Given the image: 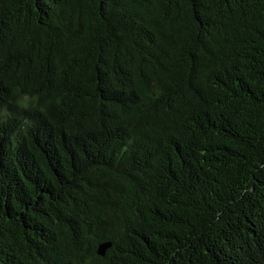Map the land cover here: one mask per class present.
Listing matches in <instances>:
<instances>
[{
	"label": "trees",
	"instance_id": "obj_1",
	"mask_svg": "<svg viewBox=\"0 0 264 264\" xmlns=\"http://www.w3.org/2000/svg\"><path fill=\"white\" fill-rule=\"evenodd\" d=\"M4 109L0 264H264V0H0Z\"/></svg>",
	"mask_w": 264,
	"mask_h": 264
},
{
	"label": "clouds",
	"instance_id": "obj_2",
	"mask_svg": "<svg viewBox=\"0 0 264 264\" xmlns=\"http://www.w3.org/2000/svg\"><path fill=\"white\" fill-rule=\"evenodd\" d=\"M37 98L34 96H29L28 94H21L20 97L17 100V104L22 108H28L31 104H34L36 102ZM10 113H8L7 109H4L3 112H0V125H3L7 122V120L10 118ZM31 130V128L34 127V122L25 119L21 125V130Z\"/></svg>",
	"mask_w": 264,
	"mask_h": 264
},
{
	"label": "water",
	"instance_id": "obj_3",
	"mask_svg": "<svg viewBox=\"0 0 264 264\" xmlns=\"http://www.w3.org/2000/svg\"><path fill=\"white\" fill-rule=\"evenodd\" d=\"M103 252H104V247H102V248L100 249V254H103Z\"/></svg>",
	"mask_w": 264,
	"mask_h": 264
}]
</instances>
